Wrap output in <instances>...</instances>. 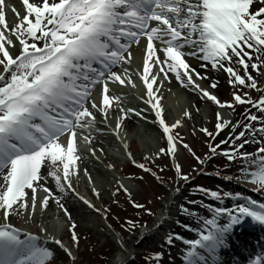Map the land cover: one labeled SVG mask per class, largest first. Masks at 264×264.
<instances>
[{
  "label": "snow or ice",
  "instance_id": "snow-or-ice-1",
  "mask_svg": "<svg viewBox=\"0 0 264 264\" xmlns=\"http://www.w3.org/2000/svg\"><path fill=\"white\" fill-rule=\"evenodd\" d=\"M22 3L25 14L21 16L12 8L19 22L9 28L5 0H0V26L4 29L0 30V174L3 178L0 209L4 221L9 220L10 212L20 216L22 209H28L26 190L31 191V207L35 209L37 188L46 193L42 207H47L52 198L71 221L62 198L46 186L47 176L54 178L60 193L74 191L71 181L76 161L80 159L75 155L76 130H87L95 122L93 112L86 107L92 98V90L103 85L104 107L100 111L106 113L111 102L107 82L125 83L122 76L128 72L127 67L121 74L114 68L131 60L130 48L140 45L141 38H145L141 45L143 73L140 77L146 86L145 103L150 105L149 111H154L166 137V147H161L157 155L175 156L178 137L172 129L177 128L180 121L169 125L162 117L157 96L160 89L153 87L156 74L149 76L153 65L163 74V80L173 73L176 81L185 87L193 86L203 98L214 101L221 109L231 108L232 103H222L216 95L196 83L193 80L195 69L186 62L185 56L198 57L210 62L213 69H223L236 89L257 87L251 76H241L234 66L243 65L244 72L249 67L257 68L245 47L257 53L264 52V0H255L258 5L255 11H250L254 0H22ZM13 37L18 42L15 45ZM245 57H249L248 63H245ZM261 59L264 58L257 56L258 61ZM225 62L232 66H226ZM127 82L131 83V80ZM209 87L214 89L217 85L210 83ZM234 101L253 104L264 113V93L255 102L234 93ZM91 107L96 109L97 105L92 103ZM123 111L116 114L117 129L124 118ZM132 111L128 109V112ZM136 115L141 113L136 112ZM216 119L218 131L228 126L227 118L220 111H217ZM247 119L255 121L257 117L249 115ZM241 127L248 129L251 135L242 130L234 133L231 139L209 144V159L218 154L221 144H231L230 149L220 150L219 154L229 162L243 161L242 175L234 178L238 182L250 178L254 190L264 191V147H259L256 152L242 151L246 144L258 143L257 137L264 143V136L260 135L264 133V127L255 130V126L248 123ZM202 131L210 138L214 136L207 129ZM61 137H64L63 141ZM183 147L192 151L186 143ZM200 163L205 161L200 160ZM61 165L62 175H59ZM42 166L49 168L47 174L42 173ZM138 166L146 172L151 171L144 164ZM176 175L188 180L187 175L181 176L179 165ZM199 191L211 195L221 204L225 198L242 199L239 193L221 194L218 190L209 192L204 188ZM79 199L87 207H95L83 197ZM208 207L212 218L203 219L199 239L184 240L191 246L186 264H208L209 260L218 264L222 236L239 223L242 216L249 215L264 223V203L258 204L255 200L247 199L234 208ZM180 210L194 215L187 207L182 206ZM221 218H226V222L221 224ZM128 223L135 226L132 221ZM75 228L72 221L70 230L74 242L77 240ZM173 239L169 235L167 242L171 244ZM54 242L65 247L58 239ZM197 248L207 255L197 252ZM68 255L71 256V252ZM51 257L52 252L41 245L39 237L29 232L22 234L20 228L11 223H0V264H48ZM254 264H264V256L257 257Z\"/></svg>",
  "mask_w": 264,
  "mask_h": 264
},
{
  "label": "rangeland",
  "instance_id": "rangeland-1",
  "mask_svg": "<svg viewBox=\"0 0 264 264\" xmlns=\"http://www.w3.org/2000/svg\"><path fill=\"white\" fill-rule=\"evenodd\" d=\"M12 8H17V3L13 1L10 8H7V15L12 18L13 20L17 19V17L13 14ZM245 50L249 52V55L252 53H255L261 58H264V52L257 53L254 49H247L245 47ZM226 66H232V65H226ZM261 69H264V59L260 60V63L258 64L257 68L253 70V76L252 78L256 81L257 87L255 89L247 88L244 86H241L239 89L234 88V85L232 83H229V77L227 73H224V76L226 77L216 88H210V91H212V94L216 95L218 100H220L222 103L231 102L232 107L228 108L225 106V108L221 109L219 105H217V111H220L228 120V127H225L223 130H217L215 128V125L217 123L216 114H211L208 110V103L204 102L198 107L196 104L193 108H191V102L189 103V99L185 100H179L180 102L176 101L174 98L168 97V103H170L169 108L166 106V113H167V123L169 125L175 123L177 120L180 121L177 128L172 129V133L178 137L177 141V150L175 156L168 155L163 157V153L157 155L159 152V149L163 146L165 142L166 147V137L163 134L162 128L158 129L156 126H154L151 122L148 121V124L141 125L143 127L144 132L150 137L153 136L154 138V153L151 154H145L144 151H142L139 147L138 148V154L147 155L148 161H153L158 167L164 166L166 163L171 166V168L175 171V177L174 179L171 178L168 179V183H161L160 188H157L155 186V182L159 183V179H156L151 172H147L148 175H146V179L139 180L137 178V181L132 184V186H129V188H126L125 185L118 182L117 179L113 180L114 176H117V172H114V169L107 164L106 162H102L104 165V168L107 170L109 175V178L112 180L110 183L113 182L114 190H120L126 193V196L124 195V200L131 203L132 205L139 204L143 205V207H140L139 210L141 211L142 215L144 217H148L150 214V211L153 210L154 206H158V210L160 209L161 203L163 201L161 191H165V195L167 196V192L170 188V185L172 183V187L176 190L177 188L180 189L179 194L177 195V198L175 201V210L178 213L177 216H181L180 224L183 223V216L184 212H182L180 209L181 207H185V197L189 198L190 201L197 199L205 200L208 203H212L215 206L224 207L226 204V207L233 206L236 207L237 204H243L245 201L250 197V200H255L257 203H264V191H256L254 190V186L251 185V183L248 181L247 186L250 187V190L247 192V194H242L243 191L241 187L236 186L233 184L235 182V179L232 177L234 174L235 177L241 176L242 173L240 171L241 167L245 166L243 161L239 162V165L242 166L238 169H235L231 166L230 163L226 160V158L219 154L220 150L218 149V154L214 156V160L212 158L209 159L211 152L209 148V144H217L216 143V137L217 139L220 138V136L224 137V140L231 138V136L234 133L235 126L237 125V118H236V112L242 111L243 109L247 108V105L240 104L239 102L234 101V93L235 94H241L242 98L245 100H253V97L256 93L261 92L264 88V71H261ZM234 70L237 71L241 76H249L247 72L243 71V65L234 66ZM127 77L132 81V85H135L138 89L142 88V83L140 82V79L136 80L135 83V77L134 75L128 70L126 73ZM248 81L246 80V84ZM155 84V83H154ZM157 85V84H156ZM181 85V83H180ZM179 82L174 79V75H169L167 80H164L160 87H163L162 89L173 91L179 88ZM169 87V88H168ZM246 94V95H245ZM201 95V94H199ZM112 101V93L109 95ZM138 102L140 104L143 102L142 95L138 94ZM164 100V99H161ZM161 100H159V104H161ZM174 103V105H173ZM239 103V104H238ZM179 106V107H178ZM180 109V113H176L175 109ZM258 108V107H257ZM259 109V108H258ZM260 110V109H259ZM89 111L93 112L89 109ZM190 112L196 113V118L193 120L190 118ZM187 113V115H185ZM189 116V117H188ZM93 117H95V113L93 112ZM112 118H114L115 122V115L112 113ZM112 120V121H113ZM149 120V118H148ZM157 120V119H156ZM230 124V125H229ZM98 127V124H97ZM202 129H207V132L214 133L213 137H209L206 132L202 131ZM218 133V134H217ZM96 138V137H95ZM152 139V137H150ZM187 144L189 148H191V152L188 151V149L183 147V144ZM90 144V143H89ZM138 146V144H137ZM164 147V146H163ZM264 147V146H260ZM258 148L256 150L258 151ZM87 149L90 150L88 152H95L99 155L104 151V148L101 146L100 143L96 144H90L87 146ZM200 149V150H199ZM201 149H205L207 151V157L205 159H202L205 161L204 164H201L200 161L197 162L196 158L193 156L199 157V151ZM121 152V150H120ZM120 152L117 153V156H119ZM144 153V154H143ZM75 155L79 156L81 159L80 152L77 150ZM80 159L76 161V163H83L78 162ZM88 163H86L87 165ZM120 166H123V161H121ZM85 165V166H86ZM179 165L181 169V176L187 175L188 180H182L180 177L176 175V166ZM84 166V169H86ZM217 169L219 173H214L219 176H224L227 178V181H218L216 179H212L209 176H207V173H210L212 170ZM83 173H86L83 170ZM212 173V172H211ZM230 173H233L232 175ZM112 175V176H111ZM99 181L103 180V175L100 173L93 175ZM230 177H232L230 179ZM155 182H154V181ZM250 180V178H249ZM115 181V183H114ZM117 182V183H116ZM242 183L239 182V184ZM168 184V185H165ZM165 185V186H164ZM110 186V184H108ZM111 188V186H110ZM204 188L210 191H219L221 194L223 192H231L233 194L239 193L242 195V199H239L241 201H234V199L231 198H225L223 205H220L221 202L214 200L211 195H205L204 193L200 192L199 189ZM127 189V191H125ZM148 191L152 192L151 194L155 196H150ZM157 195L159 196L157 198ZM157 198L158 202L154 200L155 205L152 204L151 199L149 198ZM162 198V199H161ZM105 199V200H104ZM122 198L119 197L118 193H114L111 197L108 194L103 195V202H102V208L106 211V214L108 215V218L110 221L117 222L119 226L123 222H120V219H122L123 216H121L118 213V209L115 208L117 203H121ZM161 199V200H160ZM160 200V201H159ZM229 202V203H228ZM192 204V203H191ZM69 212V211H68ZM149 212V213H148ZM103 213V212H102ZM104 214V213H103ZM152 216V215H151ZM150 217V216H149ZM154 218V217H153ZM71 227V226H70ZM121 228V229H120ZM118 228L119 234L126 239L124 241V245L132 251L133 255L130 256L124 263L121 264H179L174 260V257L171 255V252H174L173 249H171L168 245H166V241L168 235V232H164L163 239H158L156 241H152V239H146V238H138L135 239L133 236L127 234L124 230V227ZM104 227H101L100 225H95L94 221L91 220V217H88L86 221L81 223L80 227H76L74 231L77 234V240L76 242V255L75 251L71 248L69 251H60V248L57 245L48 244L44 242H40L41 245L49 247V250L52 252V257L50 258V264H86L87 259L91 260L93 264H105L101 263L99 259H95V256L97 255V252H99L101 249H105L109 245H116V252L113 254V256L109 259L108 264H112V261L119 255V249L117 248V244L114 243V240L110 238V236L103 233ZM67 233V232H66ZM67 234L72 235V230H70ZM72 238V236H69ZM127 239L129 241H127ZM106 251V250H105ZM68 252H71V256L68 255ZM177 253H181V251H175ZM78 255V256H77ZM81 259L83 262H81ZM100 262V263H98ZM106 262V263H107Z\"/></svg>",
  "mask_w": 264,
  "mask_h": 264
},
{
  "label": "bare ground",
  "instance_id": "bare-ground-1",
  "mask_svg": "<svg viewBox=\"0 0 264 264\" xmlns=\"http://www.w3.org/2000/svg\"><path fill=\"white\" fill-rule=\"evenodd\" d=\"M10 0H5V3L7 4ZM11 1H16V0H11ZM21 1L22 0H18ZM5 6V5H4ZM258 5L255 3L253 6L250 8V11H255L257 9ZM21 12L25 14V7L24 5L21 7ZM6 47H10L6 45ZM133 55H132V61L134 62V72L139 73L142 75L143 73V66L141 64V54L139 52L138 48H135V46L132 49ZM10 54H12L10 50ZM257 54L252 53L249 55L253 63H258L260 61L257 60ZM191 56H185L186 62H188L191 66H194L196 68L195 73H199V75H196L193 73V80L196 83H199L200 86L206 90L209 91V85L210 83H214L217 86L226 78L224 76V71L223 69H220L217 67L216 69H213L211 67L210 62H205L201 61L202 63H197L195 62ZM193 57V56H192ZM249 57H245V63H248ZM261 57V56H259ZM128 65V62L127 64ZM225 65H228V62H225ZM130 68H133L130 66ZM115 69V68H114ZM253 68L249 67L247 71H249L248 75L253 76ZM173 74V73H169ZM157 84V82H156ZM180 85V82H179ZM182 85V84H181ZM155 88V87H154ZM193 86H187L185 87L182 85V87L179 86L176 90L172 91V93L167 92V93H162L160 92L159 94L157 93V96L159 98L163 96L165 98L164 102L160 104V107L162 109V117L166 120L167 119V113H166V106H168L170 103H168V98L167 95L172 94L173 98L180 102L182 99H189V103L191 102V108L196 106L198 107L204 102L208 103V110H210L211 114H216V104L213 101H209L206 98H203L197 93H200L198 90L193 91ZM121 90V89H120ZM119 90V91H120ZM122 90L120 91V93ZM210 92V91H209ZM261 93H264V89L261 92H258L253 99V102L257 101L259 97L261 96ZM210 94H212L210 92ZM142 98L144 100L147 99L146 94H142ZM180 100V101H179ZM170 101V100H169ZM90 104V102L88 103ZM174 105V103H173ZM136 106V112H140L141 115L137 116V119H142V116H149L153 117V111H149L150 105L146 104L145 101L143 104L137 103ZM110 111L114 110L116 107H114L113 104L110 103L108 106ZM179 107V106H178ZM98 109V108H97ZM176 113H180V109H175ZM190 118L193 120L196 118V113L195 112H190ZM249 115L256 116L257 119L255 121H250L247 119ZM236 118H237V125L235 126L234 133H239L240 131H246L249 135H251V132L248 129H243L241 126L248 123L252 124L255 126V130H259V127H264V113H262L257 107H254L253 104H250L249 107L243 109L240 112L236 113ZM134 115L133 113L127 112V120H122L120 121V126H123L121 129H126V132L128 134V138H131L130 131H133L134 138L138 141H140V149L142 151H153V146L151 141H154L153 136L152 140L151 139H144L139 133V129H135L134 127ZM103 124V123H102ZM105 125V124H103ZM106 128H108L106 126ZM233 133V134H234ZM109 138H110V145L113 143H116L117 138L112 134L111 131L108 132ZM143 134V133H142ZM261 136H264V133H260ZM233 136V135H232ZM224 138L221 137L217 139L216 143L219 144L221 140ZM231 139V138H230ZM243 139V138H241ZM258 143H248L245 145V148L242 151H248V152H256V148L258 146L264 145V143L259 142V137L256 138ZM132 144L130 143L129 148H131ZM232 145H220V148L226 149V148H231ZM138 153V149L135 151V154ZM139 155H135V160L139 161ZM110 160L111 164L113 165V168L118 170V158H116L114 155L108 156L107 154L102 155V160ZM96 164L97 162L94 161ZM101 167V164H97L95 169L89 168L87 169V173L84 174L81 171V169L78 171V173L72 177V188L74 191L69 190L65 191L63 193H60L59 190L56 188L55 180L51 176H47V182L46 186L53 190L54 194L62 198V202L65 204V207L68 209V213L71 216V221H69L68 216L65 215L64 211L59 208V206L56 204L55 200L52 198H49V204L47 207H42V199L46 195V193L43 191L42 188H37V193H36V207L35 209H32L31 207V191L26 190L27 195L25 199L29 202V207L27 210L22 209L21 212L22 214L20 216H16L10 212L9 215V220L4 221L2 212L3 210L0 209V223H11L13 227H18L21 230V233L23 234L24 232H29L32 235H35L39 237L40 242H46L49 244H55V240H60L61 243L65 246L62 249H65L66 246H70V241H64L62 236L64 235V232L67 230V226L71 225V222L74 221L76 224V227H80L81 223L87 220L88 217H91V220L94 221V224L98 225H104L106 228V233L109 234L114 240L118 243V248H119V255L115 258L112 264H121L124 262L125 259L131 256V250L128 249L126 244H123V241L119 235V233L116 230H113V228L104 220V217L101 214V202L100 200L103 198L104 194L112 195L110 192V187L108 186L109 182V177L103 172L102 169H99ZM7 170H5L6 172ZM42 173L47 174L49 171L48 167L42 166L41 168ZM100 173L101 175L107 177V181H99L98 183L95 184L97 181L93 175H96ZM59 175H62V167L60 168V171L57 173ZM3 183V178L2 174H0V184ZM111 185V184H110ZM112 186V185H111ZM113 187V186H112ZM93 188H95V192L93 191ZM3 188L0 187V191H2ZM176 191L174 190L173 193ZM98 193V195H97ZM172 192L168 194V197L165 199V201L162 204L161 210L158 213V215L154 218V220L149 224L146 225L145 227L141 228L140 231L135 233L133 235V238L138 239V238H143L147 236H160L163 237V229L164 228H169L170 233L173 235L174 239L171 244H169L166 240V244L170 246L174 250H180L184 251L187 247V245L184 243L185 238H190V237H196L199 235V232L201 230L202 224H203V219L207 218L210 219L212 218V213L209 210L208 206H211V208H216L218 206H215L212 203H208L205 200H197L195 204L188 203L190 200L189 198L185 197V207L189 209L190 212L194 213V215H188L187 213L184 212L183 216V223L179 224L178 220H181L180 217L176 218V212L174 211L173 208V200H174V195ZM79 197H83L84 199L88 200L92 205H94V208H89L86 205L83 204L82 200L79 199ZM98 208L100 211H96L95 209ZM29 213H31L29 215ZM176 219L177 222H176ZM247 215H244L240 218L242 221V228L246 230H254V225L251 224V222L247 221ZM226 221V218H221L220 223H223ZM187 225V227H185ZM166 228V229H167ZM43 229V230H42ZM263 232V230H261ZM176 237H182L183 239L176 238ZM23 238V235L21 236ZM260 244L263 243L261 240L263 238L259 239ZM126 241V240H125ZM127 241H129L127 239ZM59 246V245H58ZM60 247V246H59ZM61 248V247H60ZM173 255V253H171ZM174 259L177 262H180V264H186V261L184 257L178 255L176 252L174 253ZM50 264V262H48Z\"/></svg>",
  "mask_w": 264,
  "mask_h": 264
}]
</instances>
